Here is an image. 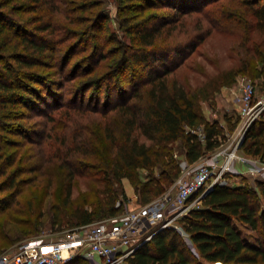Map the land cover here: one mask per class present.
Listing matches in <instances>:
<instances>
[{
  "label": "trees",
  "instance_id": "1",
  "mask_svg": "<svg viewBox=\"0 0 264 264\" xmlns=\"http://www.w3.org/2000/svg\"><path fill=\"white\" fill-rule=\"evenodd\" d=\"M123 1L121 16L135 7H164L167 15L151 13L141 21L124 16V31L132 44L116 45L113 36L97 34L104 29L102 13L81 31L54 21L55 14L80 6L79 0H0V175H7L9 183L0 192L25 183L27 179L16 180L37 170L23 169L25 157L17 163L15 152L8 151L33 142L28 124L18 120L32 116L27 112L40 114L43 131L33 143L44 164L39 170L45 162L59 163L68 202L60 219L63 227L121 215L128 200L124 179L145 203L146 196L163 193V182L171 184L181 174L173 157L177 142L183 143L189 164L224 142V127L201 112L202 94L207 97L233 84L239 74L264 80L263 0ZM223 30L238 33V64L221 71L208 87L192 89L190 81L208 77L206 64L213 61L206 57L204 44L213 32ZM81 48L89 55L68 69L71 56ZM84 77L85 81L79 79ZM67 83L72 85L66 87ZM199 128L206 135L204 142L189 130ZM14 134L19 139H12ZM240 151L264 161V116L249 129ZM156 168L162 171L161 181L153 175ZM140 170L151 172V180L142 182ZM80 179L95 184L74 202L72 190ZM18 194L0 198V255L12 243L11 224L24 236L39 228L24 219L33 214L32 207L21 210L10 204ZM178 224L186 236L174 227L163 229L129 262L264 264V182L251 184L243 177L240 184L217 185ZM238 224L255 233V244ZM67 264L90 263L77 258Z\"/></svg>",
  "mask_w": 264,
  "mask_h": 264
},
{
  "label": "rangeland",
  "instance_id": "2",
  "mask_svg": "<svg viewBox=\"0 0 264 264\" xmlns=\"http://www.w3.org/2000/svg\"><path fill=\"white\" fill-rule=\"evenodd\" d=\"M230 3V0H229ZM238 3V2H237ZM235 2V4H237ZM264 3V0H263ZM80 6L73 8L72 10H69V12H64L60 14H55L54 21L59 22L60 25L70 26V28L81 31L86 26L88 27L89 21L92 18H95L99 13H102L105 15L106 19L104 20L102 26L104 29H100L97 31V34L103 32L106 33V36H113L116 38L115 40L116 45L118 43L123 44H132L131 37L127 35L124 31L123 27V17L128 16L129 19L132 17H136V20L141 21L142 19H145L148 15L151 13H161L166 14V11L164 7H159L157 10H147V8L141 10V8H132L131 11L125 10L124 16H121L122 11L121 7L124 6L123 0H79ZM78 4V5H79ZM229 6V5H228ZM230 7V6H229ZM82 9L81 11L79 9ZM219 7L215 5L212 8V11L216 12ZM140 9V10H139ZM147 10V11H146ZM71 11V12H70ZM144 12V13H143ZM69 15V17H67ZM16 17H22V18H28L29 16L23 15V14H17ZM128 26V24H125ZM255 36L257 38L260 37V34L258 32H255ZM73 42L71 40L68 43ZM68 43L65 44V48L68 47ZM239 43V37L238 33H233L231 31H218L213 32V34L207 39L206 43L204 44L203 50L205 51L206 57L209 59H212V62H208L206 64V69L208 72V77H193V79L190 81V85L192 86V89H197L198 87L204 86L205 88L211 85V79L215 78L220 74L221 71H226L231 69L232 67L236 66L238 64V57L235 54V49L237 48V45ZM116 47V46H115ZM64 48V49H65ZM90 51L84 52L81 49H79L76 53H74L73 56H71V62L69 64V68H73V66L81 59L85 58L87 55H89ZM198 61L204 60V57H198ZM76 66V65H75ZM85 68V66H83ZM58 76L52 77L54 79H57ZM241 77H246L250 80H253L257 83V94L256 99L261 100L264 99V80L259 79L256 80L253 78V76L249 74H239L237 75L235 81L231 85L223 86L219 91L211 92L206 97L204 94H202V97L200 99V109L202 114L211 122L219 121V123L224 127V141L227 139V136L232 133V129L234 125H237L239 123V114L236 110V107L234 106V103L232 101L233 97V88L236 87L238 84V79ZM82 81H85L86 77L79 78ZM79 80V81H80ZM72 84L67 83L66 87L71 86ZM61 92V91H60ZM27 111V110H26ZM29 115V118L27 120H18V123H25L28 124V129H30L29 137H31L32 140L37 139V135L39 134V131H43L42 124L44 123V117L40 114H34L33 112H27ZM33 131H36L38 133H35ZM41 134V133H40ZM12 139L16 140L19 139L18 136L15 134L12 135ZM39 139V138H38ZM29 142L24 143V147H21L20 149L16 146H13V148H10L9 152H15L16 157L18 158V162L20 161L21 157H25V163H23L22 167L23 169L25 167H32L31 169H37L32 170L33 172H28L20 176L16 182L20 179H27L25 180V183L12 187L11 189L5 190L3 192H0V198H3L7 196L8 194L12 193L13 196L17 195L16 199L13 201L12 204L13 208L20 207L21 210L23 208L25 210H29V207H32L33 214H30L29 216L25 217L24 219L34 222L38 225V231L34 234L24 236L19 232V229L14 226L10 225L9 229L12 233V243L8 245L3 251H9L11 249H14L18 244L21 242L38 237V236H47L49 239L56 240L63 236L65 233H67L68 230L74 229L68 226H61L60 219L62 217H65V211L67 208L65 205L67 202V196L64 188V179L62 176V172L60 171L59 163L54 160V163H48L45 162V166L39 170L44 164L42 161V157L38 155V149L39 146L35 142ZM17 145V143H15ZM47 151H50V147H46ZM185 148L181 141L177 142L173 146V157L178 166L181 168V164L183 162H187L186 156H185ZM10 155V154H9ZM48 161V160H47ZM9 168L8 171H10ZM153 175L156 180L162 179V171L159 168H156L153 171ZM139 177L141 178L142 182H146L148 180H151V172L146 170H140L139 171ZM181 174L178 178L175 179V181L171 184H168L166 182H163L164 191L163 193L157 194V195H149L146 196L144 199H146L147 203H145V200L143 198L141 199L140 193L136 191L134 185L131 183L130 180L124 179L122 181V188L124 190L125 196L128 198L126 201V204L124 206L123 213L129 209V207H133L134 205H146L152 201H155L162 197L165 193L171 191V193L174 195L176 193L177 188V181L180 179ZM7 178V175H0V190L2 188L8 187V182L5 180ZM5 181V182H4ZM42 183L41 186H38L40 182ZM230 185H236L243 183V178L238 179L237 177H230ZM247 181L251 184H253L252 179L248 178ZM8 183V184H7ZM30 183V184H28ZM51 184V185H50ZM95 183L87 180V179H80L76 181V184L72 190V197L71 200H74V202L77 201V199L84 198L86 196L87 190L94 185ZM48 185H50L48 187ZM132 197V198H130ZM198 196H192L190 201L193 206L197 207L200 202H197ZM105 219L109 218H102L99 219V221H103ZM177 226H180L178 223H175ZM239 229L242 231L243 236L246 237L250 244H255L257 236L253 231H251L248 227L238 224ZM184 232V231H183Z\"/></svg>",
  "mask_w": 264,
  "mask_h": 264
},
{
  "label": "built area",
  "instance_id": "3",
  "mask_svg": "<svg viewBox=\"0 0 264 264\" xmlns=\"http://www.w3.org/2000/svg\"><path fill=\"white\" fill-rule=\"evenodd\" d=\"M256 94L255 81L238 79L233 88L240 119L235 131L212 153L195 163L181 164L174 195L169 191L146 205L131 206L121 215L68 230L56 240L45 235L27 239L3 252L0 264H67L77 258L90 264H131L129 259L157 232L174 227L186 236L175 223L195 208L189 202L192 196L197 195L200 202L215 186L230 185V177L248 175L253 183L264 182V161L240 151L249 129L264 116V99L257 101ZM189 130L205 141L202 128ZM239 164L248 170L238 171Z\"/></svg>",
  "mask_w": 264,
  "mask_h": 264
},
{
  "label": "crops",
  "instance_id": "4",
  "mask_svg": "<svg viewBox=\"0 0 264 264\" xmlns=\"http://www.w3.org/2000/svg\"><path fill=\"white\" fill-rule=\"evenodd\" d=\"M232 101H233V97H232ZM235 106V105H234ZM222 126V125H221ZM251 158V157H250ZM256 159H258V158H256ZM260 160V159H259ZM261 161V160H260ZM237 170L238 171H240V172H245L246 170H248V167L246 166V165H241V164H239V165H237ZM243 177H246L247 179L249 178L248 177V175H243V176H239V177H237L238 179H240V178H243ZM130 198H132V197H130ZM135 206V205H134Z\"/></svg>",
  "mask_w": 264,
  "mask_h": 264
}]
</instances>
